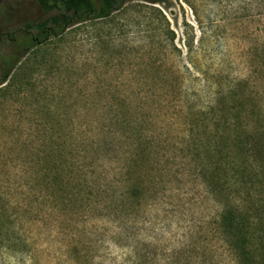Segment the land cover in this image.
Returning <instances> with one entry per match:
<instances>
[{
    "label": "trees",
    "instance_id": "1",
    "mask_svg": "<svg viewBox=\"0 0 264 264\" xmlns=\"http://www.w3.org/2000/svg\"><path fill=\"white\" fill-rule=\"evenodd\" d=\"M34 1L44 18L0 29V88L7 86L25 56L63 42L71 29L114 21L131 3L156 11L155 5L167 0ZM146 37L152 41L151 35ZM149 45L143 47L147 56ZM58 52L67 53V48ZM44 59L32 69L28 82L34 105L26 170L29 201L16 206L19 217L22 212L29 215L35 232L61 237L65 250L77 258L81 251L93 249L96 237L130 248L133 264H146L139 249L140 217L163 199L177 178L191 175L220 206L199 231L190 230V240L197 238L196 259L203 258L202 264H264V141L253 133L243 135L236 125L217 124L194 106L203 91L218 96L235 86L221 79L224 74L228 78V69L216 65L218 82L190 88L165 80L161 66L147 58L141 65L156 74L129 80V89L135 86L138 91L120 93L110 84L106 93L87 96L82 104L89 108L72 117L66 106L70 96L65 99L66 94L51 89V77L59 72L68 78L64 83L69 82L71 68L52 52ZM190 64V73L199 71ZM40 66L42 79L48 78L42 95L38 88L44 86L36 79ZM199 73L207 80L205 71ZM64 88L69 93L72 85ZM177 119L181 126L174 136L172 120ZM20 242L16 249L30 255L32 243L30 249Z\"/></svg>",
    "mask_w": 264,
    "mask_h": 264
},
{
    "label": "rangeland",
    "instance_id": "2",
    "mask_svg": "<svg viewBox=\"0 0 264 264\" xmlns=\"http://www.w3.org/2000/svg\"><path fill=\"white\" fill-rule=\"evenodd\" d=\"M155 8L135 2L114 21L71 29L63 42L55 41L25 56L7 86L0 88V264H133L130 248L96 237H92L97 242L93 249L81 251L77 258L76 253L65 250L61 237L54 239L35 232L29 215H18L17 203L26 206L25 201H29L26 170L34 105L28 82L32 69L50 52L62 56L71 68V80L64 83L68 78L63 79L58 72L51 77V85L55 83L51 89L66 94L65 99L70 96L66 106L72 117L89 108L82 104L87 96L106 93L110 84L120 93L138 91L135 86L129 89V80L156 74L146 72L141 65L147 58L161 66L159 74L165 80L190 88L218 82L220 76L213 73L216 65L228 69V78L224 74L221 79L235 82V86L218 96L203 91L194 106L213 122L236 125L243 135L253 133L264 141V0H167ZM42 18L44 13L34 0H1L2 30ZM149 35L152 41L147 39ZM146 42L150 44L148 56L143 48ZM62 47L67 53L58 52ZM188 49H192L191 54ZM190 63L198 65L199 71L191 69L190 73ZM178 64H184L188 71L185 67L177 69ZM39 68L36 79L39 86H44L38 88L42 95L48 78L42 79L44 69ZM200 71H205L207 80ZM64 85H72L71 94ZM191 93L188 91L190 98ZM77 121L82 123L83 118ZM172 122L175 136L181 121ZM177 179L179 182L170 185L163 199L140 217L139 249L146 264H202L203 258L196 259L193 242L197 238L190 240V230L199 231L200 224L216 214L220 206L195 176ZM21 240L28 246L32 243L30 255L16 249Z\"/></svg>",
    "mask_w": 264,
    "mask_h": 264
}]
</instances>
